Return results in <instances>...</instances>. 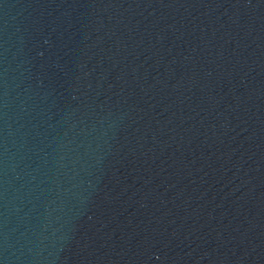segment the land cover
<instances>
[{
    "label": "water",
    "instance_id": "95a60500",
    "mask_svg": "<svg viewBox=\"0 0 264 264\" xmlns=\"http://www.w3.org/2000/svg\"><path fill=\"white\" fill-rule=\"evenodd\" d=\"M0 264H264V0H0Z\"/></svg>",
    "mask_w": 264,
    "mask_h": 264
}]
</instances>
